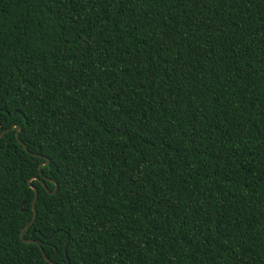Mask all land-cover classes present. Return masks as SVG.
<instances>
[{
	"label": "trees",
	"instance_id": "16d2710c",
	"mask_svg": "<svg viewBox=\"0 0 264 264\" xmlns=\"http://www.w3.org/2000/svg\"><path fill=\"white\" fill-rule=\"evenodd\" d=\"M0 133V264H264V0H0Z\"/></svg>",
	"mask_w": 264,
	"mask_h": 264
},
{
	"label": "water",
	"instance_id": "95a60500",
	"mask_svg": "<svg viewBox=\"0 0 264 264\" xmlns=\"http://www.w3.org/2000/svg\"><path fill=\"white\" fill-rule=\"evenodd\" d=\"M14 127H12L11 129H13ZM2 135H3V133H0V138L2 137ZM16 138H17V140H18V143L20 144V145H22V142L19 140V138H18V128H17V131H16ZM23 146V145H22ZM23 148L25 149V147L23 146ZM48 162H49V160L47 159L43 164H41L40 165V168L43 166V165H45V164H48ZM33 190H34V192H35V197H34V200H33V203H32V207L34 208V205H35V202H36V200H37V197H38V193H37V190L34 188V187H31ZM35 217H36V214H35V212H34V215H33V218H32V220L30 221V223L27 225V227L28 226H30L32 223H33V221L35 220ZM22 234H23V231H22ZM26 243H32L33 241L32 240H28V241H25ZM42 256H43V258L47 261V262H49L50 264H55V263H53L52 261H50L46 256H45V254L42 252Z\"/></svg>",
	"mask_w": 264,
	"mask_h": 264
}]
</instances>
